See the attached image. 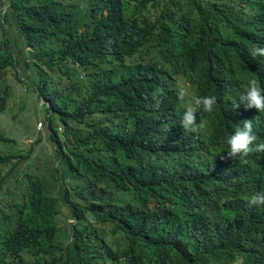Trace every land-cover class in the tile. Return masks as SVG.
Listing matches in <instances>:
<instances>
[{
	"label": "trees",
	"instance_id": "trees-1",
	"mask_svg": "<svg viewBox=\"0 0 264 264\" xmlns=\"http://www.w3.org/2000/svg\"><path fill=\"white\" fill-rule=\"evenodd\" d=\"M2 5L0 70L26 62L38 80L63 187L53 198L44 176L29 173L8 193L0 264H264V205L251 207L263 212L255 221L239 161L222 159L240 94L252 79L264 89V57L251 55L264 46V0ZM180 92L186 103L192 95L217 99L203 136L189 132L201 141L180 126ZM17 157L0 154V166Z\"/></svg>",
	"mask_w": 264,
	"mask_h": 264
},
{
	"label": "clouds",
	"instance_id": "clouds-1",
	"mask_svg": "<svg viewBox=\"0 0 264 264\" xmlns=\"http://www.w3.org/2000/svg\"><path fill=\"white\" fill-rule=\"evenodd\" d=\"M6 11H7V6L2 5L0 7V23H3V18ZM251 55L254 58L264 57V46H254ZM24 63L27 66V63L26 62ZM18 65L19 64H15L12 67L16 69ZM33 77L34 80L31 82H29V80L21 81V82H23L24 86L28 85L32 89L33 93L36 95L37 99L42 100V103L45 106H48L49 104L47 100L42 98L35 90V86L38 80H36L35 76ZM81 79H83V77ZM262 79L264 80V76H262ZM4 90H7L6 87L2 90V93ZM187 94H188L187 92L179 93V99L184 101L185 104L184 111L180 119V126L191 137H193L195 141L196 140L201 141V137L203 136V134L200 133V131H203V129L207 125L205 114H210L214 111V107L217 104V99L215 96L212 95H208V96L192 95L190 101L186 103L184 97ZM239 101L240 104H242L241 112L238 114V119L233 125L234 134H232L227 140L228 147H226L225 150L226 157H222V159L239 161V173L237 174V178L241 179L240 182L241 193L243 194V196L245 194H246L245 196H249L247 199H248V205L251 208L252 206L264 205V89H262L258 85L256 79H252L248 82V85L244 88L243 92L239 96ZM240 104L236 103L235 108H239ZM5 110L6 109H4V111ZM3 112H0V115ZM197 113L200 114L199 123L196 122ZM48 116L49 115H46L45 118L46 120ZM60 125L63 127L61 123L58 124L57 131L61 130L62 127ZM47 126H48L47 121L46 123L44 122V124L42 122L38 123V127L40 129L42 127H47ZM63 131H64V127H63ZM189 132L199 133L202 136L198 134L191 135ZM0 139L5 143L9 142L8 139L3 138L1 136ZM0 154L5 155V154H14V153L0 152ZM14 155L20 157V155L18 154H14ZM11 163L8 165H11ZM0 167H5V166H0ZM56 170L59 173V176H61L62 174L59 171V169L57 168ZM1 173L2 172L0 170V175ZM9 174L10 173H7L3 177H1L0 184H2L5 181L6 177H8ZM25 179H26L25 174L14 175L11 181V186L14 187V189L11 192H19L16 187H21V185L22 187H24L26 184ZM62 187H60L61 193H62ZM51 197L58 199L57 197L54 196ZM251 211L255 221H257L263 215V212L255 214L252 208ZM60 218L62 219L61 216ZM67 221L71 222L70 223L71 225L74 224L73 219H67ZM24 257L27 260V262L30 261L29 263L44 261V258H41L38 261L31 260L25 254ZM237 264H240V261H238Z\"/></svg>",
	"mask_w": 264,
	"mask_h": 264
},
{
	"label": "rangeland",
	"instance_id": "rangeland-1",
	"mask_svg": "<svg viewBox=\"0 0 264 264\" xmlns=\"http://www.w3.org/2000/svg\"><path fill=\"white\" fill-rule=\"evenodd\" d=\"M3 28L6 31L8 29L6 24H3V27L0 25V42L4 38ZM10 35L14 37L15 32ZM2 54L3 49H0V55ZM28 80L29 82L34 80L33 71L24 62L19 63L16 69L9 66L0 70V95L7 86L10 92L6 110L0 115V136L8 139L9 142L5 143L0 139V152L29 156L25 160H20V157H17L11 165L0 167L2 172L0 179L10 173L5 181L0 184V207L12 198V196H8V193L14 189L11 186V181L12 177L17 174L41 173L48 185L47 194L57 198L61 194V180L56 170L58 168L61 174L63 173L60 159L54 156L55 148L50 143L49 135L45 130L46 127L41 129L38 127L39 122L46 123V113L42 106V100H38L32 89L28 85L24 86L21 82ZM103 125L115 128L111 123H103ZM58 133H63V127L58 130ZM67 214L68 210L63 207L60 216L67 217ZM66 223L71 225V222L67 220ZM58 224V243L61 247H65L70 238H66L64 234L66 225H63L60 217H58ZM66 233L70 237L67 226Z\"/></svg>",
	"mask_w": 264,
	"mask_h": 264
}]
</instances>
